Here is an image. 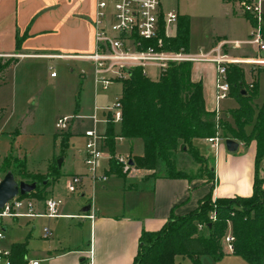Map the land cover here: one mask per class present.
<instances>
[{"label": "crops", "instance_id": "obj_1", "mask_svg": "<svg viewBox=\"0 0 264 264\" xmlns=\"http://www.w3.org/2000/svg\"><path fill=\"white\" fill-rule=\"evenodd\" d=\"M221 1V5L226 8L224 19L230 23V27L237 24L244 36L249 26L247 16L237 10L234 1ZM94 11L95 0H0V57L13 56V63L20 58L35 57L87 64L89 61L81 56L91 53L93 48ZM12 16V27L2 26ZM176 29L177 20L170 27V36L175 35ZM232 29L231 27V31ZM219 37L227 36L223 34ZM216 42L217 40L212 46ZM14 46L19 50L14 51ZM83 73L81 70V74ZM191 78L202 82L206 109L219 115L220 100L215 99L214 65L210 62H193ZM118 137L120 136L117 135L116 141L120 144L127 142L128 154H142L140 139ZM195 140L201 139H194L193 144ZM235 141L238 142V148H243L241 154H236V150L228 151L220 143L215 153L214 166L209 165L206 160V165L214 174L212 181L197 175L191 179L151 177L148 176L151 171L137 168L124 173L126 179L123 182L117 179L118 175L110 174L105 180H101L104 183H101L100 190L114 194L116 206L94 207V203L90 201V209L84 211L85 206L78 208L77 203L62 207L60 215L52 217L67 219L73 226L76 225L70 220H75L80 230L85 226L83 234L75 229L69 233H66L67 230L62 232L54 224L50 229L51 235L45 238L43 231L37 230L36 218H52H5L0 225L4 232L0 239V249L10 251L13 245L24 244L27 264L30 261H37V264H90V250L91 264H131L143 230H158L171 215L181 216L190 212L208 192H212L213 198L251 195L255 142L251 141L248 146H244L242 142ZM118 147L119 144L115 142V149ZM63 162L64 158L61 165ZM84 178L87 179L86 176ZM81 183L79 194L84 196L86 183ZM49 188L45 189V195ZM45 195L41 199L35 198V209L39 208Z\"/></svg>", "mask_w": 264, "mask_h": 264}, {"label": "trees", "instance_id": "obj_2", "mask_svg": "<svg viewBox=\"0 0 264 264\" xmlns=\"http://www.w3.org/2000/svg\"><path fill=\"white\" fill-rule=\"evenodd\" d=\"M248 18L251 24L255 23L254 19ZM261 31L264 37V26ZM159 36L165 49L188 50L187 19H178L175 35L165 36L162 29ZM1 60L0 57V72L5 71L8 63L15 61ZM192 65L191 61L173 63L156 80L135 68L122 80L119 133L114 132L115 124L108 121L104 134L111 155L107 174L125 175L114 159L115 138L118 135L142 141V154L131 157L133 168L149 170L151 173L148 176L151 177L191 179L194 174L178 168L175 158L177 150L187 152L192 159L204 161L206 165L207 159L199 153L193 141L213 136L221 129L224 138H237L244 146L255 142L252 193L249 196L213 198L210 191L190 212L181 216L171 215L158 230H143L131 264H175L174 257L177 254L186 255L195 261L202 254L220 259L226 252L240 256L249 264H261L264 247V99L255 113L252 103L256 89H245V94H241L240 90L246 85L243 70L237 64H229L226 68L229 93L237 97L239 106L231 110L233 124L226 120L222 122L215 111L206 109L202 82L191 78ZM258 71H264V68L259 67ZM250 123L251 128L247 131L246 125ZM70 136V133L65 132L56 134L55 138H58L61 147H65ZM20 167L24 173L19 180L37 183L30 193L19 194L21 197L43 198L45 189L59 174L53 170L44 177L41 174L29 175L23 163ZM199 176L212 181L214 174L207 166ZM211 213L215 214L214 220L210 219ZM228 232L233 236L230 251L224 244V236ZM25 252L24 244L13 245L8 254L10 264H27Z\"/></svg>", "mask_w": 264, "mask_h": 264}, {"label": "rangeland", "instance_id": "obj_3", "mask_svg": "<svg viewBox=\"0 0 264 264\" xmlns=\"http://www.w3.org/2000/svg\"><path fill=\"white\" fill-rule=\"evenodd\" d=\"M160 2L165 11H176L178 19H187L189 29L188 48L190 52H197L199 49L207 51L212 47L215 40L218 42L220 40L247 39L253 28L248 15L235 2L237 10L248 18L249 26L244 36L241 35L242 29L237 24L231 26L233 28L231 31L230 23L223 16L226 8L221 5V0H160ZM261 12L262 25L260 30L264 26V2L261 4ZM13 17L7 18L2 26L6 25L11 28ZM226 29L228 30L225 31ZM223 34L227 37H219ZM261 37L264 41L262 31ZM13 50L18 51L19 49L14 46ZM225 51L234 57H264V51L260 52L253 45H243L240 48L225 46ZM245 52L246 55H240V53ZM1 59V62H7L8 59L12 60L14 58L13 56L4 55L1 56ZM237 65L241 71L243 70V81L246 84L243 89H256V97L252 105L255 113H257L264 99V71H258V69L259 67L264 68V66H254L248 63ZM81 70H83V74H81ZM52 71L55 72L56 77L50 76ZM0 80V179L7 170H11L15 178L19 180L21 174L24 173L20 167L21 163H23L24 170L29 175L41 174L44 177L55 170L59 174L49 186L50 188L47 190L45 197L52 196L61 199L59 213L64 206L68 207L78 203V208H81L90 201L94 203V207H98V205H102L103 208L116 206L114 204L115 195L100 190V185L104 182L101 180L92 182L91 178L85 175L87 173V168L83 163L85 139L81 135L87 129H93L90 116L94 113L95 102L99 106L96 111V117L99 120L96 131L102 136L105 134L107 124L104 123L105 110L103 108L110 106L115 96L121 92V82H114L108 89L102 90L95 87L93 66L90 62L79 64V62L73 60H49L35 57L20 58L15 63H8L5 71L0 72ZM251 85H255V87ZM238 106L237 97L229 93L226 98L219 102L218 110L220 112L219 115L217 114V118L222 122L226 120L233 124L231 110L236 109ZM62 116H69L70 119L67 128L61 131L55 126V123ZM250 128L251 123L246 125L247 131ZM65 132L70 133L71 136L68 139L67 146L61 147L57 138L59 136L55 138V135ZM114 132L119 133V124L114 125ZM218 133L222 137L221 145H225L224 132L219 129ZM228 136H230L229 133ZM206 138L195 140L194 145L199 153L207 158L208 164L214 166L215 152L206 141ZM232 139L240 141L237 138ZM115 142L119 144V150L115 149L114 159L121 155L119 151L124 152L122 153L123 156H129V158L133 156L126 151V141L120 144L115 138ZM100 148L103 156L98 161L96 173L106 175L107 178L110 176L107 172L110 168L111 155L106 144H100ZM242 151L243 148L240 146L235 153L241 154ZM59 157L64 158L60 168L56 163ZM175 158L178 168L197 176L207 167L204 161L198 162L192 159L187 152L181 149L177 150ZM73 173L87 177L82 181L86 183L84 196L79 194L82 183L77 185L75 192H68L66 189V180ZM117 179L123 182L126 178L123 175H118ZM127 183H129L128 179ZM116 203L118 204V200ZM42 209L41 202L36 212L40 213ZM67 221L64 218H36L37 230L42 232L44 227L51 229L55 224L62 232L67 230L66 233H69L73 229L79 231L80 234L85 232V226L80 230L75 220L70 221L76 226ZM2 251L7 252L8 250L3 249ZM174 262L175 264H249L240 256L227 253L220 259H216L210 254H202L197 257V261L186 255L177 254L174 257ZM0 264L4 263L1 262ZM261 264H264V247Z\"/></svg>", "mask_w": 264, "mask_h": 264}, {"label": "built area", "instance_id": "obj_4", "mask_svg": "<svg viewBox=\"0 0 264 264\" xmlns=\"http://www.w3.org/2000/svg\"><path fill=\"white\" fill-rule=\"evenodd\" d=\"M239 8L250 18L254 19L252 29L247 39L244 40H220L207 51L199 49L197 52H190L184 48L178 50L165 49L162 37L159 36L163 29L165 36H170V27L177 20L175 11H165L160 0H95V11L92 19L93 26V48L91 53L81 57L87 59L93 66L95 87L102 90L114 82H122L135 69H141L143 75L150 79H158L167 68L173 63L184 61L210 62L215 67V99L219 101L228 96L230 85L226 75V68L229 64L248 63L254 66H264V57L259 56H231L225 51V46L240 48L243 45H253L262 52L264 41L261 37L260 27L261 4L264 0H236ZM154 42V43H151ZM50 76H55L51 72ZM120 95H116L110 106L103 108L104 122L111 121L114 124L120 123L122 117ZM99 109L94 103V113L90 116L93 122V129H87L82 135L85 139V156L83 163L87 168V177L92 182L105 180L106 175H98L96 169L98 161L103 156L100 144L104 142V135L96 131L99 120L96 111ZM70 117L62 116L56 120L55 126L61 131L68 126ZM121 139V136L118 137ZM214 152L222 141L217 132L206 138ZM117 162L122 172L128 173L133 166L128 164L129 157L118 155ZM82 174L70 175L66 182L68 192H75L77 185L82 182ZM42 212H36V199L33 197H21L15 195L0 208V225L5 218L44 216L48 218L59 216L61 199L45 197L43 200ZM92 217V215H90ZM210 219H215V214H210ZM202 227L201 224L198 225ZM4 232L0 228V239ZM51 235L49 227L43 228L45 238ZM233 236L228 232L224 236V244L227 250L232 249ZM9 251L0 250V263L10 264ZM91 250L89 263L92 262ZM37 261H30V264H37Z\"/></svg>", "mask_w": 264, "mask_h": 264}, {"label": "water", "instance_id": "obj_5", "mask_svg": "<svg viewBox=\"0 0 264 264\" xmlns=\"http://www.w3.org/2000/svg\"><path fill=\"white\" fill-rule=\"evenodd\" d=\"M245 90L241 89L240 93L245 94ZM225 146L228 151H235L238 148V142H236L232 138H225ZM62 162V158L59 157L56 161L58 168H60ZM128 164L133 166V161L131 158L128 160ZM37 186L35 181L26 182L23 180H17L11 170H7L5 174L0 179V208L4 206V204L13 198L15 195L21 194L25 195L33 191ZM90 205H85L83 210H89Z\"/></svg>", "mask_w": 264, "mask_h": 264}]
</instances>
